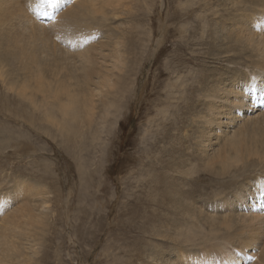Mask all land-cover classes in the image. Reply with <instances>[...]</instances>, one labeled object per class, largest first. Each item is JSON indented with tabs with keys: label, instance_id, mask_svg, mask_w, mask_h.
Instances as JSON below:
<instances>
[{
	"label": "bare ground",
	"instance_id": "bare-ground-1",
	"mask_svg": "<svg viewBox=\"0 0 264 264\" xmlns=\"http://www.w3.org/2000/svg\"><path fill=\"white\" fill-rule=\"evenodd\" d=\"M35 1L0 0V80L9 91L13 92L16 88L15 93L29 101L35 110L41 105H37L41 97L39 101H43L45 106L42 112H45L51 123L60 125L59 128L63 130L67 129L70 137L83 138L87 129L101 118L95 115L98 113L95 110L101 108L102 132L111 134V129L103 123L104 115L114 114L112 125L114 122V127L117 126L121 114L124 116L125 109L129 108L126 104L123 113L120 111L121 100L127 97L125 94L131 90L132 84L133 93H137L139 102L143 101V92H146L151 79L150 75L145 76L144 80L141 78L139 87L138 77L143 72L146 75L152 68L153 55L159 57L170 25L177 27L182 36L188 32L183 23L169 20L167 14H164L165 17L160 15V37L163 40L158 41L161 39L158 37L156 49L161 46V50L158 54L152 47L149 52L151 39H148L145 61L142 63L144 54L141 67L131 78L129 71L135 69L131 57H137L124 45L125 33L120 32L123 22H118L121 14H128L127 6L132 5L131 0H58L55 7L45 3L52 9L40 6L39 12L48 14V18L43 21L28 11L27 6ZM210 2L202 0L199 8L196 6L191 11L194 13L197 8L204 19H207L204 12L209 11L212 23L205 21L202 27L196 26L191 30H211L207 38L202 36L204 45L211 46L213 50L222 48L220 52L215 50L216 56L232 65L223 67L227 72H213L215 74L212 76H207L202 69L195 73L188 72L192 79L189 82V77L186 79L184 73L179 76V70H176V66L181 69L183 65L178 66L172 59L166 61L165 71L175 67L172 74L178 76L174 84L168 80L167 87L161 91L181 90V93L168 94L167 100H174L176 96L179 101L169 102L160 108L162 129H165L164 120L169 121V117L174 116L173 109L179 110V113L183 110L195 113L189 118L188 129L182 134L177 133L182 136H177L176 144L182 147L177 149L174 146L176 144L174 147L171 145L155 159L159 161L160 170L158 174H150L153 178H150L148 185L150 189L158 188L162 200L166 201L167 206H172L178 215L190 221L200 217L201 222H208L203 223L207 228H199L191 233L189 226L184 228L187 229L186 233L182 227L180 230L178 228L176 239L184 243L180 244L184 247H176L172 258L161 255L160 250H156L152 256L150 252L148 255L145 253L147 262L143 264H264V103L261 102V98H264V0H223L225 4L220 3L223 8L221 11L208 9L212 8ZM195 16L196 19L200 17ZM163 19L166 21L163 22ZM193 54H196L195 51ZM193 58L196 60L198 56L193 55ZM7 66L13 67V72L6 73L4 68ZM196 104L198 109L195 108ZM169 106H172L171 109ZM55 107L60 110L62 117L54 115L57 110L52 114L51 108ZM139 109L141 106H138ZM179 120L183 122V119ZM80 122L81 132L74 127H65ZM194 122L198 127L195 128ZM167 138L172 141L170 135ZM146 157L148 159L149 155ZM203 175H208V178L205 179ZM196 185L206 187L209 193H193ZM46 189L41 184L27 190L32 199L23 206H14L12 200L15 198L3 192L0 195V264L34 262L32 259L35 258L36 248L32 242L26 243L30 241L26 235L29 233L27 223L37 215L42 216L40 212L50 208L51 201ZM193 195L201 196L203 201L194 203ZM11 206L12 210L9 211ZM218 212H221L220 216ZM26 245L31 246L32 251H27Z\"/></svg>",
	"mask_w": 264,
	"mask_h": 264
},
{
	"label": "rangeland",
	"instance_id": "rangeland-1",
	"mask_svg": "<svg viewBox=\"0 0 264 264\" xmlns=\"http://www.w3.org/2000/svg\"><path fill=\"white\" fill-rule=\"evenodd\" d=\"M201 1L131 0L132 5L127 6L128 14H121L118 22H123L120 32L125 33L124 45L137 57L136 59L133 56L131 57L132 64L135 66L134 71H129L131 78H134L141 67V57L144 54L142 63L145 61L148 39H151L149 52L152 47L158 54L161 50H159L161 46L156 49L157 40L161 38L162 34L160 31V15L165 17L167 14L169 20L183 23L186 29L188 28V32L182 36L177 27L170 25L166 43L159 57L153 55L151 58V60H154L152 68L148 70L149 72L146 75L143 72L138 77L137 85L139 87L145 76L150 75L151 79L146 92H143L144 98L141 95L143 101L139 102L137 93H133L134 86L131 83V90L125 94L127 97L121 100L122 108L120 111L123 113L126 104L129 108L125 109L124 116L121 114L117 126L114 127V122L112 125V121L115 119L114 114L104 115L103 123L105 122L106 127L111 129V134L102 132L100 124L103 109L101 108L95 110L98 112L95 114L96 117L101 116V118L87 129L85 138L81 136H78V138L70 137L67 129L63 130V128H59L60 125L51 123L45 112H42L41 109L45 106L43 101H39L41 97H39L37 105L41 104L42 106H37L39 108L35 110L29 101L24 100L18 93H15L16 88L13 92L9 91L6 89L5 83L0 80V195L4 193L12 199L15 198V200H12L14 206H23L30 202L29 199H32L31 195L27 194L28 191L44 184L51 201L50 208L46 212H40L42 216L37 215L30 222L28 220L27 232L30 233L31 231V233H26L30 238V241L26 243L32 242V245L36 248L35 258L32 259L36 263L32 261L30 264H143L147 262L145 253L148 255V252H150V255H154L156 250H160L161 255L172 258L176 247H184L180 245L184 243L176 239L175 234L178 233V228L180 230L189 226V233L199 228H207V225L203 223L208 222H201L202 218L200 219V217L190 221L188 218L178 215L177 212L173 211L172 206H167L166 201L162 200L158 188L150 189L148 187L150 185L149 180L153 178V175L150 174L153 172L158 174L160 170L159 161L155 159L163 149L171 145L177 149L182 147L176 144L177 138L182 136L180 135L182 131L188 129L186 126L190 124L189 118L195 113H191L190 110H183L179 113V110L173 109L174 116L169 117V121L164 120L165 129L163 130L161 126L163 117L160 114V108H162V105H168L169 102L179 101V97L176 96L177 99L167 100L168 94L181 93V90L174 92L163 90L170 81L171 84H174L176 77L178 75L182 76L183 73L186 75L185 78L188 79V72L195 73L197 70L202 69L207 76H212L215 74L213 72L222 73L225 71V67L232 65L216 56V51L220 52L222 48L213 50L211 46H209V49L204 45V37L207 38L209 34L211 35V30L204 28L207 31L205 34V30H202V28L201 30H191L196 26L202 27L205 21L212 23L209 11L204 12L207 19L202 18L198 13L197 8H199ZM209 1H211L212 8L208 9L212 11L223 9L220 5L223 0ZM196 2L198 3L193 4ZM182 3L185 5H182ZM196 6L194 13L200 16L197 19L191 11ZM183 16L188 17L184 18ZM192 19L195 21H192ZM165 21L163 19V22ZM141 39L144 40L141 41ZM160 40H163V38L158 41ZM205 50L207 51L204 52ZM192 51H195L196 54H193ZM213 51L214 53H212ZM207 54H211L213 58ZM193 55L198 56L199 60L197 58L196 61ZM168 59H172V62H176L178 66L183 65V68L180 69L176 66L177 69L171 67L165 71L164 65ZM148 61L146 62L147 67H149ZM205 64L207 66H204ZM188 68H190L189 71ZM4 69L7 71L6 73L13 72V67L7 66ZM175 69L179 70L177 76L172 74ZM236 69L241 72L239 68ZM12 75L14 76V74ZM189 79L191 78L189 77ZM189 82H192V79ZM124 85L122 84V86ZM161 89L163 90L161 91ZM132 93L133 96L131 97ZM23 105L24 108H22ZM138 106H141V110L139 109L140 116ZM171 107L169 106V109ZM195 108H199L198 104ZM196 109H193V111H196ZM51 110L52 114L57 110L54 115L59 114V117H62V113L60 114L57 107L51 108ZM137 110L138 114H136ZM178 116L180 117L178 118ZM179 119H183V122H180ZM195 120L198 121L197 118ZM86 123L88 125L89 121ZM196 124L194 122L195 128L198 127ZM73 125L65 127H74L81 132V122L73 123ZM177 133L180 134L177 135ZM97 135H100V137L97 138ZM164 135L165 137H163ZM169 135L172 141L168 140ZM146 155H149L148 159H146ZM166 156L164 160L167 159ZM167 172L172 174L169 170ZM203 176L205 177V175ZM206 178H208V175H206ZM195 189H193V193H209L207 188L202 185H196ZM50 191L52 192L50 193ZM152 197L154 199L151 200ZM192 197H194V203L203 201L201 196L193 195ZM206 197L210 196L206 195ZM8 210L11 211L12 206ZM219 213L221 212H218V216H220ZM186 230L184 229V233H186ZM155 231H157L156 234ZM144 246L146 247L144 248ZM26 250L32 251V247L26 245Z\"/></svg>",
	"mask_w": 264,
	"mask_h": 264
},
{
	"label": "snow or ice",
	"instance_id": "snow-or-ice-1",
	"mask_svg": "<svg viewBox=\"0 0 264 264\" xmlns=\"http://www.w3.org/2000/svg\"><path fill=\"white\" fill-rule=\"evenodd\" d=\"M43 3H50L55 7L58 3V0H42ZM261 102L264 103V98H261Z\"/></svg>",
	"mask_w": 264,
	"mask_h": 264
}]
</instances>
